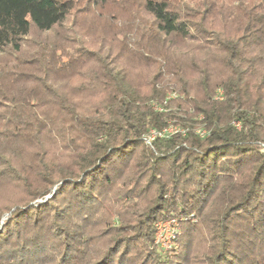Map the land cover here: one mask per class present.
<instances>
[{
  "label": "trees",
  "instance_id": "obj_1",
  "mask_svg": "<svg viewBox=\"0 0 264 264\" xmlns=\"http://www.w3.org/2000/svg\"><path fill=\"white\" fill-rule=\"evenodd\" d=\"M189 1L86 0L121 16L114 53L29 48L76 0H0V264H264V0ZM78 78L88 96L61 86ZM169 124L183 134L145 145Z\"/></svg>",
  "mask_w": 264,
  "mask_h": 264
},
{
  "label": "rangeland",
  "instance_id": "obj_2",
  "mask_svg": "<svg viewBox=\"0 0 264 264\" xmlns=\"http://www.w3.org/2000/svg\"><path fill=\"white\" fill-rule=\"evenodd\" d=\"M189 1V0H186ZM195 2H198L197 0H193ZM76 7L74 11L72 12L71 17H69L68 21L65 22L64 26L54 30L53 32L50 33H39L36 30L32 29L30 34V39L28 38L27 42L30 45L29 48H32L34 44L32 43V40H37L38 38H46L50 39L51 36H76L75 39L86 41V38L88 39V47L93 49V50H99V47L97 46L99 38L102 36L103 39L101 41L102 45H108L113 43L114 47H111L113 49V52L115 53L117 51V39L113 40L111 36H120L116 35L117 32H115V29L113 26H116L115 19H122L119 13H117V9H113L115 6H109L107 10V17L105 16L104 18L99 19V15L97 11L94 12H87L86 11V6L85 2L86 0H76ZM116 3L120 4L121 0H115ZM189 3H192L189 1ZM113 16V17H112ZM50 36V37H49ZM83 36H86L83 39ZM52 39V38H51ZM119 41V39H118ZM26 44V45H28ZM120 44V43H119ZM107 50H110L108 48ZM104 53V52H102ZM103 58H106L105 54H99ZM114 56V55H113ZM116 56V55H115ZM95 59V58H93ZM95 61V60H91ZM90 66H94L90 64ZM90 66L86 67L87 69L90 68ZM73 72L79 73V63H75L73 65ZM92 69L86 70V73L88 75H91L89 71ZM84 72V71H83ZM82 73V72H81ZM144 71H133L132 72V78L137 81L141 82L144 77ZM64 76V75H63ZM62 77V76H60ZM85 77V76H82ZM85 79H74L70 81L69 83H66L65 81L61 82V86L66 88L68 91L74 94L76 97H85L90 94L89 89H84L82 93L79 92V89L85 86H89V82L85 81ZM81 94V95H79ZM8 198H14V196L10 195H5L3 193L0 194V203L5 204L6 200ZM15 200V199H13ZM14 203V202H13ZM184 221V219H182ZM155 245V244H154ZM155 248V247H154ZM156 250L158 253L163 256L164 258H170L173 254H163L159 248L156 247ZM150 263V262H149Z\"/></svg>",
  "mask_w": 264,
  "mask_h": 264
},
{
  "label": "built area",
  "instance_id": "obj_3",
  "mask_svg": "<svg viewBox=\"0 0 264 264\" xmlns=\"http://www.w3.org/2000/svg\"><path fill=\"white\" fill-rule=\"evenodd\" d=\"M216 99H221V92L218 91ZM235 127H239L238 123H234ZM175 133H182L183 131L169 124L162 131L151 130L144 138V143L147 146L151 145L156 138H167ZM200 137L205 135L204 131L198 130L196 132ZM182 219L170 218L164 221H158L154 225V244L159 248L163 254H173L178 250V239L181 235Z\"/></svg>",
  "mask_w": 264,
  "mask_h": 264
}]
</instances>
